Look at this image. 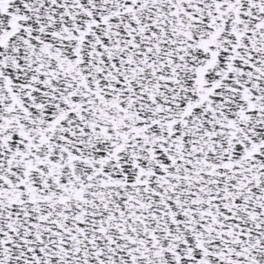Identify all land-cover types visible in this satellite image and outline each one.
Returning <instances> with one entry per match:
<instances>
[{
	"label": "snow or ice",
	"instance_id": "1",
	"mask_svg": "<svg viewBox=\"0 0 264 264\" xmlns=\"http://www.w3.org/2000/svg\"><path fill=\"white\" fill-rule=\"evenodd\" d=\"M0 264H264V0H0Z\"/></svg>",
	"mask_w": 264,
	"mask_h": 264
}]
</instances>
